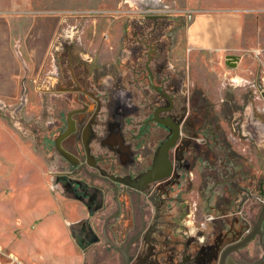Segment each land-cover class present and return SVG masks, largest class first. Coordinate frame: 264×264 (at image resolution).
<instances>
[{
  "label": "rangeland",
  "instance_id": "obj_1",
  "mask_svg": "<svg viewBox=\"0 0 264 264\" xmlns=\"http://www.w3.org/2000/svg\"><path fill=\"white\" fill-rule=\"evenodd\" d=\"M201 1L0 0V35H8L10 31L15 33L11 20L16 21L19 35L12 49L23 64L25 75L14 96L0 94V264L10 263L8 254H13L23 264H76L73 246L78 251L75 254L81 257L80 264H93L95 254L111 257V260L103 259L99 264H120L117 255L106 252L102 244L81 250L71 232L77 224L74 221L88 216L91 210L85 202L78 200L73 190H67L69 181L75 179L69 174L72 167L54 144L63 129L54 124L60 119L65 123L62 117L65 110L76 106L72 101L77 96L75 91L64 89L66 83L62 84L72 79L73 69L116 76L132 64L129 55L133 44L144 41L147 46L154 44L158 49L165 45L172 72L182 80L184 91L190 89V97L209 96L202 87L206 81H200L206 77L211 80L212 88L217 84H232L225 90V101L216 104L212 102L214 99H203L205 104L190 107L196 112L203 109L206 115L215 118L221 129L225 126L222 137L232 149L240 143L235 139L239 134L238 123L251 107L247 103L254 96L257 103L264 104L261 95L264 83L260 81L259 72L252 79V74L250 77L246 75L247 67L236 69L221 60L217 79L212 74L202 73L206 59H202L198 67L189 65L187 28L195 13L204 9ZM259 17H264V12ZM24 28H27L26 34ZM17 43H21L30 54L27 59L30 67L26 68ZM101 53L109 54L112 61L101 63ZM8 54V61L12 64L11 51ZM146 60L147 49L144 48L142 66ZM195 75L201 78L192 85V76ZM11 86L8 79L0 78L1 88L7 90ZM90 92L96 93L97 89L91 87ZM79 97L81 102L94 104L92 98L83 94ZM210 179H204L202 195H197L196 201L188 197V193L183 194L190 206L197 202L203 209L210 196L215 197L212 200L215 204L219 188L213 187V182L207 186ZM192 184V192L197 193L199 185L195 181ZM212 190L215 194L211 193ZM73 205L79 206L77 213ZM80 210L83 215L78 217ZM105 211H99L94 220ZM246 211L245 217L256 223L260 206L249 204ZM203 219L202 215L198 223ZM187 220L185 216L184 222ZM95 222L101 224L100 220ZM45 224H53L54 234L60 235L56 243L38 234L40 229L44 231L40 226ZM248 248L253 250V243Z\"/></svg>",
  "mask_w": 264,
  "mask_h": 264
},
{
  "label": "flooded vegetation",
  "instance_id": "obj_2",
  "mask_svg": "<svg viewBox=\"0 0 264 264\" xmlns=\"http://www.w3.org/2000/svg\"><path fill=\"white\" fill-rule=\"evenodd\" d=\"M139 44L147 49V60L138 76L147 82L148 95L135 115L122 114L123 127H131L124 135L121 123L111 122V110L104 120L98 102L94 106L80 101L79 94L92 99L95 95L73 81L75 72L72 82L67 80L63 87L75 91L72 101L76 106L65 110V123L60 119L54 124L63 128L54 144L72 167L69 174L75 179L69 181L67 190H73L91 209L87 218L72 227L77 246L85 250L102 244L106 252L117 255L120 264L125 258L128 264H264V221L260 234L244 247L235 248L254 230L256 223L245 217L246 208L257 204L262 210L264 179L256 185L235 182L219 124L203 109L196 112L190 107L205 101L190 97V89L184 91L181 79V86L165 82L168 78L162 71H173L166 62L165 45L158 49L144 41ZM69 128L72 132L61 140L60 147L75 163L56 145ZM101 131L108 133L104 139L99 136ZM94 140L109 144L96 154ZM196 178L200 188L194 193L192 181ZM204 179L219 188L210 210L206 206L200 209L197 202L190 206L183 198L188 193L196 201L202 195ZM232 193L239 196L230 208L226 203L232 201ZM103 209L105 213L94 220ZM202 215L204 219L198 223ZM185 216L188 220L184 222ZM208 216L215 220L200 227ZM98 220L101 224L95 222ZM251 243L253 250L248 248ZM103 257L95 254L93 264L111 260Z\"/></svg>",
  "mask_w": 264,
  "mask_h": 264
},
{
  "label": "crops",
  "instance_id": "obj_3",
  "mask_svg": "<svg viewBox=\"0 0 264 264\" xmlns=\"http://www.w3.org/2000/svg\"><path fill=\"white\" fill-rule=\"evenodd\" d=\"M200 3L204 9L195 13L192 22L187 28L186 44L190 49L187 54V62L189 65L198 67L202 59H206L207 64L201 70L203 71L202 73L212 74L214 79H217L218 71L220 70L218 66L219 60L222 63H226L228 56H236L238 58L236 69H244L247 67L245 69L246 75L250 77L252 74V79L259 72L260 81L264 83V17H259L260 13L264 12V0H202ZM11 21L15 33L10 31L8 35H3L5 37L2 34L0 35V78L8 79L10 84H12L7 90L0 87V94L4 96H14L17 93L21 80L23 81L25 78V75H23V64L17 60L12 49L14 41L16 42L19 34L16 32V21ZM24 29V34H26L27 28ZM139 43L130 46L131 52L129 57L132 64L128 65V69L124 71L120 70V74L116 76L113 74L105 76L98 75L97 71L87 73L82 70H72V73L74 74L75 72L77 75L73 77V81H77V83L83 85L82 88L87 90V93L91 87L97 89L96 93H90L95 95V98L92 99L93 103L95 101L96 103L98 102L100 109L99 115H102L104 120H106L107 116L105 114L111 110V122L121 123L120 129L122 130V135L128 129H131L129 125L123 127L122 123L125 118L122 117V114L126 112L127 115H135L138 110L142 109V102L145 101L148 95L145 94L148 91L147 82L138 76L142 72L141 61L144 52V47ZM17 47L26 68L30 67L29 60H27L30 54H28L27 49L21 47V43H17ZM140 50L142 51L140 52ZM8 51H11L12 64L8 61ZM110 59L112 61L113 58H110L109 54H100L101 63L109 61ZM166 62L169 63V60L167 59ZM162 73V76H167L168 78L165 82L181 86V80L177 74L169 71L167 68ZM189 74L192 75L190 71ZM197 75L195 77L192 76V85L193 81H198L197 78H201ZM149 76L150 78L153 77V75ZM68 81L72 82L70 80ZM68 81H63L62 84ZM200 81H206L202 84V87L206 88L209 95L201 99H214L212 102L216 104L225 101V90L228 89V85H232L230 83H224L223 86L217 84L215 88H212L209 84L211 81L209 77ZM65 85L63 84V86ZM253 98V100L247 103L251 104V107L244 112L241 121L238 123L239 134L235 139L237 142L240 141V143L233 149L225 144L224 150L225 156L228 155L226 161L231 160V164L228 167L234 169V180L241 186L246 183L256 185L261 179H264V104L257 103L255 96ZM93 105L95 106V103ZM95 128L101 129L99 126ZM224 129L226 130L225 126L221 129L223 133L225 131ZM107 135V132L101 131L99 136L104 139ZM243 139L245 141H242ZM107 144L109 143L94 140L92 146L94 147L95 153L99 154L106 149ZM197 172V170L196 172L193 171L195 176ZM194 181L195 184L198 183L197 178ZM211 183V181H208L207 186L211 185ZM237 195L239 196V194ZM238 196L235 197V194L232 193V201L226 203V206L232 208L235 204L234 198H238ZM214 198L212 197L208 201L206 205L209 208L208 210L212 209L214 205L212 200ZM61 205L64 206L65 204L62 203ZM73 208L76 212V208H79V206L73 205ZM61 214H63V210ZM81 215H83L82 211L77 216L79 217ZM53 218H56L55 215ZM85 218L87 216L74 222L76 223ZM67 222L74 223L69 220ZM40 227L44 229V231L40 229V233L38 232L42 238L51 239L55 243L58 241V236L60 235L57 233L54 234L53 224H45ZM73 248L75 249L74 256L76 257L73 258L76 259V264L82 263L79 254H75L78 251L74 246Z\"/></svg>",
  "mask_w": 264,
  "mask_h": 264
},
{
  "label": "water",
  "instance_id": "obj_4",
  "mask_svg": "<svg viewBox=\"0 0 264 264\" xmlns=\"http://www.w3.org/2000/svg\"><path fill=\"white\" fill-rule=\"evenodd\" d=\"M237 61L238 58L236 56H228L227 57V62L226 64L230 67H236L237 66ZM153 86V85H152ZM92 95V94H90ZM262 97L264 98V92L261 93ZM99 109V106H98ZM72 132V130H69L67 132H65L64 134H62L61 136H59V138L56 141V145L58 147V149L60 150V152L70 161L75 163V159L73 158V156H71L70 154L64 152L61 147H60V142L61 140H63L65 137H67L70 133ZM264 221V206L259 214L258 220L256 222V225L254 227V230L248 235L246 236V238L244 240H242L241 242H239L235 248L240 249L242 247H244L248 242H250L256 235L261 233V227H262V223ZM122 252V250H120ZM128 260L125 258L124 259V264H128Z\"/></svg>",
  "mask_w": 264,
  "mask_h": 264
},
{
  "label": "built area",
  "instance_id": "obj_5",
  "mask_svg": "<svg viewBox=\"0 0 264 264\" xmlns=\"http://www.w3.org/2000/svg\"><path fill=\"white\" fill-rule=\"evenodd\" d=\"M157 4V3H156ZM263 200V199H262ZM215 220L214 216H208L206 218V220L204 222H202V224L200 225V227H204L206 226L208 223L213 222ZM2 251V248L0 246V252ZM10 260L9 264H23V262L21 260H19L16 256H14L13 254H8L7 256Z\"/></svg>",
  "mask_w": 264,
  "mask_h": 264
}]
</instances>
